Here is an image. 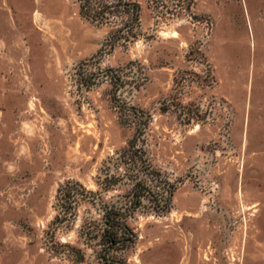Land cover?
<instances>
[{
  "label": "rangeland",
  "instance_id": "1",
  "mask_svg": "<svg viewBox=\"0 0 264 264\" xmlns=\"http://www.w3.org/2000/svg\"><path fill=\"white\" fill-rule=\"evenodd\" d=\"M0 264H264V0H0Z\"/></svg>",
  "mask_w": 264,
  "mask_h": 264
},
{
  "label": "trees",
  "instance_id": "2",
  "mask_svg": "<svg viewBox=\"0 0 264 264\" xmlns=\"http://www.w3.org/2000/svg\"><path fill=\"white\" fill-rule=\"evenodd\" d=\"M137 11L138 7L136 6L134 9L135 19H137ZM94 194L93 191L86 189V187L78 181L68 180L62 183L58 187L55 195V205L56 208L62 212V216L58 213L55 217L56 221H61L67 216V213L74 215V211L80 200L89 198L94 200ZM139 200L140 195L138 193L136 202L138 203ZM133 210L132 208H123L115 204L110 206L105 205L104 209L101 210L102 215L99 221L104 226L101 236L104 243H106L107 251H115L116 249L125 250L130 245L129 243L134 242L136 234L133 229H131L128 222ZM94 221L97 222L96 220ZM89 235L94 237L91 232H89ZM60 246L70 251L72 254L78 255L80 258L83 256L84 251L79 246L68 242L60 243Z\"/></svg>",
  "mask_w": 264,
  "mask_h": 264
}]
</instances>
